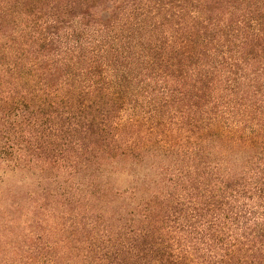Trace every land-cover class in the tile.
Masks as SVG:
<instances>
[{"label": "trees", "instance_id": "obj_1", "mask_svg": "<svg viewBox=\"0 0 264 264\" xmlns=\"http://www.w3.org/2000/svg\"><path fill=\"white\" fill-rule=\"evenodd\" d=\"M0 264H264V0H0Z\"/></svg>", "mask_w": 264, "mask_h": 264}]
</instances>
